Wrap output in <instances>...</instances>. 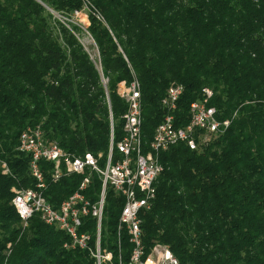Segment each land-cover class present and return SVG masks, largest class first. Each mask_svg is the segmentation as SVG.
Segmentation results:
<instances>
[{
  "label": "trees",
  "instance_id": "trees-1",
  "mask_svg": "<svg viewBox=\"0 0 264 264\" xmlns=\"http://www.w3.org/2000/svg\"><path fill=\"white\" fill-rule=\"evenodd\" d=\"M86 1L99 66L77 37L80 27H67L45 8L73 15L84 0H0V163L11 172L4 175L0 164V264H99L87 250L67 249L69 237L39 215L21 220L14 190L36 181L30 156L17 147L25 129L41 126L49 142L76 156L102 154L104 166L112 136L115 145L124 136L128 106L117 87L133 79L141 88L146 149L173 83L185 88L176 127L188 124L204 88L213 91L219 118L232 119L200 150L179 143L161 154L157 196L141 216L146 250L168 245L181 264H264V0ZM121 158L115 147L113 162ZM41 166L48 179L53 165ZM83 178L50 184L47 200L58 208ZM101 188L94 175L87 198L96 201ZM123 206L108 188L100 246L112 260L105 264L130 260L126 232L121 250L117 245ZM81 231L91 234L94 249L96 221L86 218Z\"/></svg>",
  "mask_w": 264,
  "mask_h": 264
},
{
  "label": "built area",
  "instance_id": "built-area-1",
  "mask_svg": "<svg viewBox=\"0 0 264 264\" xmlns=\"http://www.w3.org/2000/svg\"><path fill=\"white\" fill-rule=\"evenodd\" d=\"M84 2V8L90 10L91 4L86 0ZM74 12L76 16L82 15L79 10ZM94 14L100 21L105 22L97 10ZM184 90L183 85L176 83L168 88L161 101L165 111L164 120L156 128L146 149L143 141L140 83L137 79L130 83L120 82L117 93L128 106L122 117L124 136L116 145L112 136L104 166L100 165L102 154L98 157L90 153L76 156L63 150L56 142H49L41 126L25 129L20 135L17 150L30 156V176L34 178L36 185L35 188L14 190L12 205L21 220L27 224L34 215H39L45 224L69 237L70 241L65 244L67 249L87 250L96 257V252H100L101 248L102 222L107 190L110 188L116 195L124 198L117 229V245L118 250H121V236L126 232L133 245L127 264H181L168 245L155 243L147 251L143 243L141 216L152 208L157 196V182L165 169L161 154L179 143L186 144L191 150H200L225 134L232 123V119L219 118L218 109L210 105L214 93L211 89L204 88L202 99L190 105L188 124L176 127V112ZM115 147L122 156L117 162H113ZM42 162L53 165L48 179L42 169ZM0 164L4 175L11 174L5 161ZM73 175L84 176L79 189L55 208L46 198L47 188L50 184ZM94 175L101 180L102 188L98 199L92 202L85 191ZM86 218L96 221L94 249L91 245V234L81 231ZM123 263L119 259L118 264Z\"/></svg>",
  "mask_w": 264,
  "mask_h": 264
},
{
  "label": "rangeland",
  "instance_id": "rangeland-1",
  "mask_svg": "<svg viewBox=\"0 0 264 264\" xmlns=\"http://www.w3.org/2000/svg\"><path fill=\"white\" fill-rule=\"evenodd\" d=\"M45 8H47L50 13L58 20L64 22V24L67 25V27H69L70 25H78L80 27V32L77 34V37L79 38L80 42L83 44V46L85 47V49L87 50V52L90 54L92 60L95 62V64L97 66H99V52H98V48L96 46V44L94 43L93 39L91 38L90 34L87 31V28L90 24L89 22V13L90 10H88L87 8H84L82 10H79L82 15L81 16H76L75 12L73 13V15H62L60 12L54 11L52 9H50L49 7L45 6ZM100 70V67H99ZM102 237V234H101ZM91 241H92V237H91ZM96 252V251H95ZM101 248H100V252H96V258L97 261L99 262V264H105L106 262H110L112 260V255L109 252H104V255H101ZM109 255H111L110 259H107V256L109 257ZM119 259L123 261L122 256H119ZM124 264V263H123Z\"/></svg>",
  "mask_w": 264,
  "mask_h": 264
},
{
  "label": "water",
  "instance_id": "water-1",
  "mask_svg": "<svg viewBox=\"0 0 264 264\" xmlns=\"http://www.w3.org/2000/svg\"><path fill=\"white\" fill-rule=\"evenodd\" d=\"M102 81H103V85H104V88L106 90V95H107V98H108V101H109L108 89H107V81H104L103 77H102ZM112 128H113V124H112Z\"/></svg>",
  "mask_w": 264,
  "mask_h": 264
}]
</instances>
